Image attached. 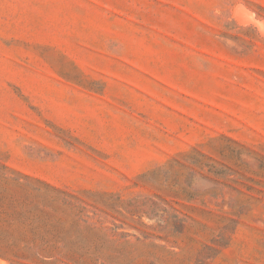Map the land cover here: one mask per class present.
Returning a JSON list of instances; mask_svg holds the SVG:
<instances>
[{
	"label": "rangeland",
	"instance_id": "1",
	"mask_svg": "<svg viewBox=\"0 0 264 264\" xmlns=\"http://www.w3.org/2000/svg\"><path fill=\"white\" fill-rule=\"evenodd\" d=\"M0 264H264V0H0Z\"/></svg>",
	"mask_w": 264,
	"mask_h": 264
}]
</instances>
